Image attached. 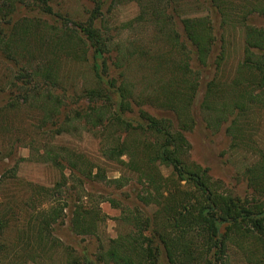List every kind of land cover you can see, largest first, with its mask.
I'll use <instances>...</instances> for the list:
<instances>
[{
    "label": "trees",
    "instance_id": "obj_1",
    "mask_svg": "<svg viewBox=\"0 0 264 264\" xmlns=\"http://www.w3.org/2000/svg\"><path fill=\"white\" fill-rule=\"evenodd\" d=\"M25 1L0 0V33L5 35V39L0 38V49L14 59L22 56V52L29 53L27 45L29 41H35L40 52L37 55L43 57L40 64L34 65V70L28 72L22 68L17 75L18 78L28 76L24 81L31 86H20L19 89L24 90L22 100H29L27 91L31 90L33 101L45 102L44 94L39 91L40 85L61 86L58 58L61 55L71 60L83 58L87 51L82 46L84 40L93 48L96 83L84 94L92 105L76 113L75 117L91 127H98L101 135L104 134L106 142L100 145L102 157L119 161L128 156L129 162L125 165L136 175L134 181L142 189L137 196L139 200L133 199L131 208H121L119 219L126 227L123 232L109 239L105 246L98 241L99 246L93 252L87 245L76 250L64 243L58 231L64 228L69 235L97 239L99 225L106 217L98 204L83 200L84 185L104 180L118 183L119 187L128 177L108 178L98 166H92L70 148L49 145L40 155L59 168L61 177L50 186L27 183L31 190L29 200L24 202L27 207L31 205L24 208L27 219L18 217L11 224L9 217L13 211L0 209V235L10 226H15L18 231L15 243L0 241V264H162L163 256L167 264H231L232 249L247 257L251 255L253 264H264V149L252 146L259 158L245 171V180L251 189L246 197L219 192L207 174L208 169L189 162L187 155L188 143L183 132L194 124V116L188 109L199 88V68L208 64L215 41L209 17L204 14L174 20L173 13L169 12V22L161 20L164 26L169 25L166 28L169 33H165V29L161 36L169 42V48L155 56L148 53L149 59H154V69L162 75L146 87L150 95L154 94L149 102L146 101L162 110L157 113L144 108L134 97L130 80L125 78V70H122L126 66H119L122 68L117 79L107 75L110 67L104 58V44L98 29L92 27V19L87 26L75 24L76 30L82 33L76 38V33L67 34L62 30L58 34H50L49 29L45 36L37 34L32 26L38 28L42 24L32 19H23L20 24L11 26V31L6 34L3 24L10 21L9 15L16 3ZM30 1H40L42 12L51 14L49 0ZM133 1L141 3L142 0ZM173 1L170 0V7L176 10ZM207 3L217 12L221 26L245 21L249 15L264 19V0H207ZM242 25L244 54L233 77L238 84L230 94L229 105L215 102V106L210 107L206 104L209 100L213 103L219 94L215 84L222 77L215 71L206 76L200 101L201 111L203 108L208 117V127L219 130L227 124V135L235 147L253 145L254 140L245 133L241 123L254 110L264 108V28L246 22ZM42 29L45 30L43 26ZM189 54L197 59L200 67L190 66ZM123 56L128 61L131 54L125 52ZM217 58L219 60L210 61L209 65H221L223 53ZM14 104L11 101V105ZM235 109L238 115H233ZM161 165L171 167L172 171L163 175L159 169ZM64 169H75L77 175L72 173L71 178L80 185L79 194L71 192ZM104 199L114 206L119 205L113 198ZM150 205H156L157 210L149 211ZM15 249L20 252L16 254Z\"/></svg>",
    "mask_w": 264,
    "mask_h": 264
},
{
    "label": "rangeland",
    "instance_id": "obj_2",
    "mask_svg": "<svg viewBox=\"0 0 264 264\" xmlns=\"http://www.w3.org/2000/svg\"><path fill=\"white\" fill-rule=\"evenodd\" d=\"M173 3L176 4V10L171 9L170 0H142L141 3L133 0H49L51 14L48 15L42 12L40 1L27 0L16 3L9 15L10 21L3 24V30L8 34L11 28L20 24L23 19H32L33 22L39 20L42 24L38 28L32 26V30L37 34L45 36L48 29L51 30L50 34H58L62 30L67 34L76 33V36L74 35L76 38L77 35L81 37L82 33L76 30L75 24L87 26L92 19V27L98 29L104 44V58L110 67L107 75L116 78L122 68L119 66L121 64L126 66L122 70H125V78L130 80L134 97L139 103L142 102L141 105H144V108L159 113L162 110L148 103L149 98L154 97V94L150 95L146 87L162 75V72L157 73L154 69L155 62L154 59H149V54L155 56V53H161L169 48V42L161 37L162 32L169 25L167 23L164 26L161 20L164 23L169 22L170 13H173L174 20H178V17L182 19L207 15L215 37L214 47L208 61L218 59L221 53H223V58L218 67L210 66L208 62L202 68L197 59L189 54L190 66L194 69L200 67L201 77L198 91L188 109L189 113L194 116V124L183 132L188 143L187 155L189 162L208 169L207 174L216 183L219 192L246 197L251 189L247 186L245 171L259 158L252 146L264 149V108L254 110L241 123L242 129L246 130L245 133L254 140L253 145L235 147L232 146L231 139L227 135V124H223L219 130L208 127L206 123L208 117L203 108L201 111L200 101L205 91L206 76H211L215 71L222 77L215 84L221 93L218 90L216 100L213 103L209 100L206 104L210 107L215 106V102L218 105L223 102L229 105L232 98L230 94L238 84L233 77L236 75L237 65L244 54V25L242 24L246 22L254 27L264 28V19L261 16L249 15L245 21L240 20L235 24L221 26L217 12L208 5L207 0H175ZM177 30L183 39L180 27ZM165 33H169V28ZM2 36L3 32L0 33V38ZM163 36L169 37L166 34ZM3 38L5 39V35ZM180 41L184 42V40ZM34 42L29 41L27 45L26 49H29V53L22 52V56H15L14 59L0 49V209L13 211L9 217L11 224L18 217L23 216L27 219L28 213L24 208L31 207V205L28 207L24 205V202L29 200L31 192L27 183L50 186L61 177L59 168L50 161H45L40 155L41 152L49 145L70 148L77 156L91 162L92 166L94 164L98 166L108 178L122 175L128 177V181L124 180L120 183L124 184L119 187H117L118 183H108L104 180H95L84 185L85 198L83 200L89 201V204H98L100 212L106 215L105 220L99 225L97 239L85 235H69L64 228L58 231L64 243L76 250L87 245L90 252H93L99 246L98 241L105 246L109 239L125 230V225L119 219L121 208H131L133 199H137L142 187L136 184L134 181L136 175L129 172L130 170L125 165L129 162L128 156L121 157V161L102 157L100 145L106 142L103 138L104 134L101 135L98 127H91L82 119L75 117L76 113L83 112V109L92 105V101L85 98L84 94L87 88L96 83L92 67L93 48L85 44L84 40L81 41L82 46L87 51L83 58L71 60L63 55L58 58L61 86L55 88L40 85L39 91L44 94L45 102L33 101L31 90L27 91L30 94L28 95L29 100H22L21 94L24 90L19 89L20 86L29 88L31 86L24 81L28 80V76L18 78L17 75L23 71L22 68L29 72L34 70V65L43 61V57L37 55L40 52ZM187 48L190 50V45H187ZM12 50L15 51L16 48L12 47ZM125 52L131 54L128 61L124 60ZM32 83L34 84L33 80ZM11 101L15 104L11 105ZM55 107L53 112L52 109ZM237 110L240 109L237 108ZM237 110H234L233 115H238ZM232 118L235 119V117ZM172 120L174 126H177L174 117ZM58 130H61V133ZM75 169H71L72 171L64 169L63 171L69 178L68 186L71 192L79 194L81 187L77 186L78 183L71 178L72 173L74 176L77 175ZM159 169L165 176L172 171L171 167L165 165L159 166ZM131 176L133 180L130 179ZM106 197L113 198L119 205L110 204L104 199ZM157 208L156 205L147 207L149 211L157 210ZM17 236V228L10 226L2 231L0 241L9 244L16 241ZM17 249H15L16 254L20 252V249ZM10 252L12 255L15 254L12 250ZM230 259L231 264H253L251 255L247 257L246 254L233 249L230 252ZM162 264H167L164 256Z\"/></svg>",
    "mask_w": 264,
    "mask_h": 264
}]
</instances>
